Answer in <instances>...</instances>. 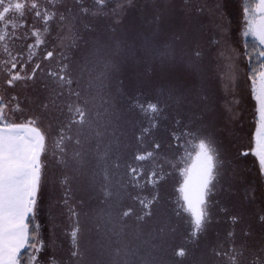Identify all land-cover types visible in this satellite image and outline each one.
Returning a JSON list of instances; mask_svg holds the SVG:
<instances>
[{
    "label": "rangeland",
    "instance_id": "374dc122",
    "mask_svg": "<svg viewBox=\"0 0 264 264\" xmlns=\"http://www.w3.org/2000/svg\"><path fill=\"white\" fill-rule=\"evenodd\" d=\"M112 1L108 9L104 7L111 0L103 7L93 3L97 15H80L78 8H72L73 23H67L70 30L58 33L59 39L52 42L54 48L50 50L56 60L65 55L71 58L66 75L74 83L87 84V91L82 93H99V103L105 101L110 121L119 132L118 144L86 147L83 171L88 164L87 171L94 167L96 173L106 151L113 158L111 154L123 143L124 127L129 121V142L123 144L120 153L125 158L132 155V159L149 156L161 187L153 192L144 187L141 195L134 191L136 203H129L130 218H120L125 224L120 236L115 232L118 225L113 215L107 218L106 234L99 236L94 224L78 212V199L88 198L89 192L85 197L86 189L80 190L81 165L61 156L68 144H42L41 138L55 133L54 127L57 131L65 127L57 116L64 104L55 93V82L48 81V86L38 88L45 81L41 75L27 87L17 82L12 89L16 93H9L17 97L19 105L14 114L11 108L16 104L6 93H0V99L10 105L6 117L15 122L35 117L32 127L39 132L33 135L38 153H42L38 156L36 213L30 220L36 237L31 242L41 251L23 250V264H36L30 261L31 255L37 256L38 264H51L53 258L57 264H264V224L258 222V216L264 213V176L254 156L241 155L252 144L256 112L248 74L250 67L258 68L261 48L254 38L241 34L242 8L252 0ZM66 3L72 4L70 0ZM221 16L227 26L223 30L228 37L227 47L217 36ZM213 40L220 43L219 48ZM245 52L255 59L246 60ZM65 89L78 91L76 87ZM49 96L57 103H47ZM126 102L130 113L124 112ZM143 104L147 106L140 110ZM151 104L156 107L154 112H149ZM143 113H147L145 120ZM191 133L214 155L220 177L216 181L212 176L214 185L205 197V221L194 237L189 235L193 224L189 215L182 213L178 190L188 162H183V152L190 147L186 142ZM45 153L54 156L47 158ZM84 176L86 185L95 191L91 174ZM232 216L240 218L234 226L228 219ZM59 219L65 224L64 232ZM76 225L83 233L81 237L78 234L77 245L68 233ZM229 231L234 232L233 237H229ZM89 234V239L82 240ZM80 246L78 257L76 249ZM178 250L185 253L178 254Z\"/></svg>",
    "mask_w": 264,
    "mask_h": 264
},
{
    "label": "flooded vegetation",
    "instance_id": "af4514ba",
    "mask_svg": "<svg viewBox=\"0 0 264 264\" xmlns=\"http://www.w3.org/2000/svg\"><path fill=\"white\" fill-rule=\"evenodd\" d=\"M67 1L68 0H20V2L25 3L28 6L25 9L26 15L24 17V20L27 23L24 28L18 27L16 29L15 36L17 38L14 40L11 39V29H9V36L6 37L5 42H7V46L9 47L11 55L17 56V58L20 59L24 63L25 71L24 73H22V76H24L25 79L18 81L21 83L23 87H27L29 85L28 83L32 82L36 78L37 75H41L43 79H45L44 83L40 85L38 88L48 86L47 85L48 81L55 82V85H56L55 93L58 94L57 96L58 98H62L61 99L62 101L60 102L64 104L61 110L57 113V116L59 118V121L60 120L62 121L60 122V125L62 126L65 124V127L59 128L58 131L55 130V127L54 128L52 127L55 133H53L49 138L42 137L41 139L44 142L42 144L43 145H46V144L49 145L51 143H54L56 145L68 144L67 151L61 150V153H62L61 156L64 157L65 161H73V159L77 161L79 165H81V171H83L82 162L87 158V156H85V152L88 151L86 147L89 145H95L99 147L100 145L110 146V145L118 144L119 132L115 130L116 129L115 123L110 121V117L108 115L110 112H109V109L107 111V104L105 103V101L104 103L102 102L101 104L99 103V100H100L99 95H98L99 93H82L84 91H87V89H85L87 84L83 86V83L81 84L74 83L72 78L66 75L68 71L70 72L69 68L71 66V58H68V57L66 58V55H65L62 59L58 58L57 60L54 59V57L52 58L54 60L43 59V57L46 55V52L51 51L50 49L54 48V45L52 44V42L59 39L58 36L56 39V35H58V33H61V32L66 33V31L70 30L67 27V23H73L70 21V18H73L72 13L70 12L72 8H78L80 15H94L98 11V9L96 11L93 8V3L95 6H97V4L95 3L97 2V0H73L76 6L72 2V0H70L72 3L71 5L67 4L66 3ZM33 2L38 5V8L36 10H39L42 12L45 9H47L50 12L55 11L58 14H63L66 17V19L64 21H61L59 18V15H57L53 20L49 21L48 25L46 26L48 28V31L44 32L43 29L45 28V25L43 24V21L35 17V10L30 9V5ZM107 3H108V0L107 2H103L101 7L105 6ZM113 3L114 1L111 0V3L106 5L104 8L108 9L109 5H112ZM62 6H69V7L67 8V10H63V8H61ZM81 9H86L87 11L82 12ZM9 16L11 17V19L15 20L17 24L20 23V17L18 14L13 12V13H9ZM5 23H7V21H5ZM95 23L92 27L87 26V25L86 26L87 28L90 27V31L91 30L93 31L95 27ZM0 27H2V25H0ZM37 28L41 30L42 39L45 41V43L37 48L32 49L35 55L33 56L31 62H29L28 44H34L35 38L31 36V32ZM4 47H5V44L0 43V93H6L5 94L6 97L9 98V97H12L9 93H16L15 91L12 90L16 84L13 87H8L6 83L7 74H6V71L3 69V62L9 59V53L4 52ZM200 56L202 57L201 53L199 57ZM36 63H40L41 67L37 69L35 74L33 75L32 69L35 67ZM57 71L59 72V74ZM51 72H53L54 75L51 76L50 75ZM29 75H33V78L31 80L26 79V77ZM61 76H63V79H61ZM63 87L64 89H62ZM66 87H70V88L76 87L78 91L76 93H70L69 90L65 89ZM91 87H93V85H91ZM31 92L32 90L30 91V93ZM50 96H49V99L47 100V103L56 104L57 103L56 101H53V102L51 101ZM103 98L105 99V94L103 95ZM125 101H127V99ZM99 105H102V106H99ZM146 106L147 105L143 104L140 110ZM124 108H125L124 110L125 113H130L129 102L125 103ZM149 112H154V111L150 109ZM146 114L147 113L142 114L144 120H145ZM150 116L153 117L154 114H151ZM30 118H33V117H29L28 119ZM35 123H36V118L34 117L33 125ZM49 125H50L49 129H51L52 124L49 123ZM177 125L178 124H176V127ZM55 134H58L59 136L57 137L55 136ZM128 135H129V121H128V124L126 123L124 127L123 143L116 146V149H115L116 153L111 154L113 155V158L111 159L110 155L106 151L104 154L101 155V159H100L101 163H100V166H98L96 173L93 171L94 167H92L91 169L88 168L89 171H87L86 168L88 167V164H86L85 170L82 172V175H81L80 190L82 192L84 189H86L84 196L85 197L88 196L87 191L89 192V196L88 198H83V196H81L78 199V203L80 206L78 212L82 215L84 214L86 215V216H83V218L89 219L90 221L89 223L92 225L94 224L95 231L99 234V236H102V237L107 232L106 226L108 225V222H109L107 218L108 216H112V215L114 216L117 222L116 225H118L115 232L117 233L118 237L120 236V233L122 231L121 227L125 225L124 223L121 222L120 218H122L123 220H126L129 217L127 214L130 210L129 203L130 202L133 204L136 203L134 198L132 197L133 193L139 192L141 195V191H143L142 188L144 187L152 188L151 192L158 191L162 184V182L160 183V179L156 175L157 173L156 166L149 156H147L146 154H142V155L136 156V159H132L130 158L132 155L125 158V156L123 155V152L120 153L121 147L123 146V144L125 142H129ZM178 136L179 138H181L180 135ZM195 137H196L195 134L191 133L190 138L186 142V143H189L188 145L190 147L183 152L184 154L183 156L185 158V160L182 158L183 162H185L186 159L188 162L186 161L187 162L186 168L184 169L182 173L180 186L178 188L179 194H180V188H181L183 179L186 175L188 166L190 165L194 155L198 151L199 144L204 145L202 142L196 141ZM48 149L49 147H46V152ZM206 150L208 151V154L212 157V162H213L211 177H210L207 189H206V196L208 197L212 190L211 188L214 185V183L211 184L213 174L215 175L216 181L219 180L220 177L217 174L218 172L214 164V155H212L211 152L207 148ZM98 151L99 150L96 149L97 154H98ZM45 154H46V157L49 158L50 155L47 153ZM51 156L53 157L54 154H51ZM55 156H57V159H61L60 154H57ZM97 157L98 156H96L95 158ZM107 157L109 158L108 160H107ZM93 159L94 157H91L90 161H92ZM224 170L227 172V169H225V167H224ZM151 172H153V175ZM85 173L87 174V176L91 174V178L93 179V182L95 186L97 187L95 191H94V188L93 187L91 188L89 184L86 185V181L83 178L85 177L84 176ZM87 183L89 182L87 181ZM149 185H151V187ZM209 189L211 190L209 191ZM156 194H154V196H156ZM141 202L143 203V201ZM111 203L113 204V206H111L112 210H110L109 208V205H111ZM181 204H182L181 207L183 211L182 213L189 215L191 222L193 224V231H191V234L189 235H192L194 237L195 233H197L201 224L200 226L196 227L192 221L189 211L186 210L183 202H181ZM204 205L205 203L202 206L203 220L205 221L204 217L206 213H205ZM95 221H96V224H95ZM59 222L61 223L62 228H63V225H65L64 222L61 221L60 219H59ZM114 225H115V222H114ZM73 230L76 233L75 242L77 245V242L79 241L78 234L81 237L83 236V233L81 232L79 225L78 226L76 225ZM63 232H64V228H63ZM69 232L71 233V231H68V233ZM59 233L61 234L62 232L60 231ZM64 234H67V233L65 232ZM90 236H91L90 234L88 236L84 235V238H82V240L84 239L87 240L89 239ZM80 249H81V246L77 247L76 249L77 255L79 254ZM181 253H185V251L178 250V254H181Z\"/></svg>",
    "mask_w": 264,
    "mask_h": 264
},
{
    "label": "snow or ice",
    "instance_id": "6c2138e0",
    "mask_svg": "<svg viewBox=\"0 0 264 264\" xmlns=\"http://www.w3.org/2000/svg\"><path fill=\"white\" fill-rule=\"evenodd\" d=\"M104 0H97V3H103ZM28 6L20 0H0V43H4V52L9 53V59L3 62V69L7 74V86L13 87L16 82L25 79L22 76L24 73V63L15 55H11L9 47L7 46L6 37L9 36V29H11V39H16V29L24 28L26 21L25 9ZM38 5L31 3L30 9L35 10V17L43 21L45 28L44 32L48 31L46 27L49 21L53 20L57 15L61 21L66 17L63 14H58L55 11L43 12L36 10ZM86 12V9H81ZM16 13L20 17V23L9 16V13ZM242 15L244 19V27L242 30V37H252L261 46L258 56L260 62L257 67H250L248 79L250 82V91L252 99L255 103V123L252 133L251 147L243 152L241 155H252L258 161L259 170L264 176V0H252V3L246 4L242 8ZM7 21V23H5ZM227 26L223 23L221 16L220 22L217 25V36L220 42L228 46L227 34L223 31ZM31 36L35 38L34 44H28L29 56L28 60L31 62L35 53L32 49L37 48L45 43L42 39L41 30L39 28L31 32ZM27 38V37H25ZM212 44L219 48L220 43L216 40ZM246 51V50H245ZM198 56L199 52L196 53ZM223 55V52L221 53ZM54 57V51H47L43 57L45 60H50ZM245 59L251 61V57L245 55ZM41 67L40 63H36L32 69L34 75L36 70ZM233 67V65H230ZM33 75L26 77L31 80ZM50 75H54L53 72ZM63 79V76H61ZM205 97V96H204ZM204 97H202L204 99ZM12 104H16L15 108H11V113L14 114L19 105L17 104V97H11ZM10 105L5 104L3 99H0V264H23L21 255L23 250L33 249L36 253L41 251V248L36 243L31 241L36 237L32 233L30 227V220L34 218L36 213L37 188L40 179V164L39 153L37 149V139L33 135L38 133L39 129L32 127L33 118L26 122H15L6 117V108ZM150 109L155 111V105H149ZM203 147V145H202ZM209 159H211L209 157ZM204 187H207V182ZM201 202L203 196L201 195ZM193 215L196 219L197 225L200 224L202 216L198 205L193 209ZM229 223L233 226L238 223L239 217H229ZM258 222L264 224V213L258 216ZM75 231L70 233L72 242H75ZM229 237L234 236L233 231H229ZM245 235H248L245 232ZM75 254V253H73ZM242 254V253H241ZM31 262L37 261L36 255L30 256ZM51 264H57L53 258Z\"/></svg>",
    "mask_w": 264,
    "mask_h": 264
},
{
    "label": "water",
    "instance_id": "95a60500",
    "mask_svg": "<svg viewBox=\"0 0 264 264\" xmlns=\"http://www.w3.org/2000/svg\"><path fill=\"white\" fill-rule=\"evenodd\" d=\"M209 157L211 159H209ZM212 157L208 154L206 147L202 144H199L198 151L194 155L190 165L188 166L186 175L183 179L180 195L181 200L186 208L189 211L192 221L195 226H200L203 220V204L205 203L206 189L204 187L209 180L212 172ZM201 195L203 196V202H201ZM198 205L200 214L202 216L201 222L199 225L196 223V219L193 215V209Z\"/></svg>",
    "mask_w": 264,
    "mask_h": 264
},
{
    "label": "trees",
    "instance_id": "16d2710c",
    "mask_svg": "<svg viewBox=\"0 0 264 264\" xmlns=\"http://www.w3.org/2000/svg\"><path fill=\"white\" fill-rule=\"evenodd\" d=\"M244 50V49H243ZM245 55H247V52H245ZM247 56H251V59L253 60V59H255V56L252 54V55H247ZM259 60V59H258ZM150 83V82H149ZM154 84H156V82H154ZM157 86H158V84H156ZM133 91H135V89H133ZM134 93V92H133ZM147 93H149V92H147ZM79 257V256H78Z\"/></svg>",
    "mask_w": 264,
    "mask_h": 264
}]
</instances>
